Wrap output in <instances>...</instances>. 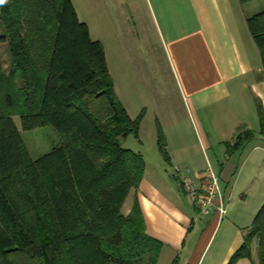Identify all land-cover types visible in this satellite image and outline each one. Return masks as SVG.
I'll return each instance as SVG.
<instances>
[{
    "label": "trees",
    "instance_id": "obj_1",
    "mask_svg": "<svg viewBox=\"0 0 264 264\" xmlns=\"http://www.w3.org/2000/svg\"><path fill=\"white\" fill-rule=\"evenodd\" d=\"M0 6V45L8 42L10 52L8 68L0 58V264L158 263L163 243L147 234L138 201L122 213L146 161L121 138L139 136L142 115L133 119L124 108L103 43L92 38L72 0ZM247 24L264 63V10ZM259 110L264 136L261 104ZM17 115L24 129L52 125L61 144L34 159ZM236 130L231 152L256 136L244 125ZM157 133L169 157L160 124ZM261 207L229 264L252 259L255 239L264 264Z\"/></svg>",
    "mask_w": 264,
    "mask_h": 264
},
{
    "label": "crops",
    "instance_id": "obj_2",
    "mask_svg": "<svg viewBox=\"0 0 264 264\" xmlns=\"http://www.w3.org/2000/svg\"><path fill=\"white\" fill-rule=\"evenodd\" d=\"M105 1L72 0L92 38L103 43L110 67L113 46L119 80L113 82L124 108L132 118L143 116L140 131L148 117L155 133L161 125L169 155L159 141L151 163L141 152L145 175L122 213L138 201L147 234L163 243L156 264H229L250 217L264 205V63L247 24L264 10V0H109V7ZM243 125L256 136L231 152ZM210 167L220 178L225 214H202L185 184L190 180L204 192ZM226 215L232 218L218 238ZM205 216L211 219L199 222Z\"/></svg>",
    "mask_w": 264,
    "mask_h": 264
},
{
    "label": "rangeland",
    "instance_id": "obj_3",
    "mask_svg": "<svg viewBox=\"0 0 264 264\" xmlns=\"http://www.w3.org/2000/svg\"><path fill=\"white\" fill-rule=\"evenodd\" d=\"M106 2H107L108 7L111 6L110 5L111 3L109 2V0L105 1V3ZM79 4H77V5H78L79 11H80L81 5H79ZM0 9H1V6H0ZM2 29H3L2 22L0 20V30H2ZM106 31L108 32V30H106ZM1 33H2V31L0 32V35H1ZM5 46L6 45H4L0 48V58L2 59V61L4 63L8 62V57H7L6 53L4 52ZM108 47H109V52H110L109 56L111 58V67L109 66L108 69H110V72L114 77V80L117 77V81H119L118 80V70L113 68L115 66V65H113L114 59L111 56L113 54V49H112L113 46L112 45L110 46V44H108ZM9 56H10V52H9ZM108 65H109V63H108ZM135 80H134V84H135V88H137L136 90H138V94L139 93L143 94L144 92L141 90L142 85L139 84V82L137 84V81H135ZM130 90H131V86H130ZM131 94H134V92H132ZM140 103H143V102H140ZM140 116L137 115L133 119L140 118ZM141 119H143V116L141 117ZM14 120H15V123L18 126V128L21 130L22 137L24 139L26 147L28 148L31 156L34 159H38L39 157L43 156L44 154L52 151L53 148L59 146L62 142V139H61L59 132L52 125L37 127L34 129H24L23 121H22V118L20 116H18V115L15 116ZM155 131H156L155 120H153L151 117H148L147 119H145L142 131H140L139 136L131 134V135H128L127 137H122L121 143H122L123 147L132 149L136 152L145 153L148 157L147 159H149V163H151L152 162L151 158L153 157V153H155V152L157 153V150H158V146H157L158 135H157V133H155ZM133 198L134 197L131 196L130 199L127 200L126 205L123 208L122 212L127 211L128 207L130 206V204L134 200ZM259 209H260V207H259ZM259 209L257 210V212L252 214L250 219L255 218ZM230 218H232V217L229 215H226L221 221H219L221 230L219 231V234H217L218 238L223 236L222 234H223L224 229H225L226 225L228 224L229 220H231ZM210 219L211 218H209L208 216H205V217H203V219H200L199 222L207 223ZM247 219L244 220V223H246V225H247V223H249ZM237 221H239L241 223V225L243 224L240 220H237ZM251 223H252V221L250 222V224ZM201 232H202V230H201ZM258 246H259V239H255L253 242V245H251V247H252V259H250V260L248 258L241 259V260H244L245 264H260V260H259L260 259V250H259Z\"/></svg>",
    "mask_w": 264,
    "mask_h": 264
},
{
    "label": "built area",
    "instance_id": "obj_4",
    "mask_svg": "<svg viewBox=\"0 0 264 264\" xmlns=\"http://www.w3.org/2000/svg\"><path fill=\"white\" fill-rule=\"evenodd\" d=\"M211 169V167L208 168L209 178L204 192L200 193L196 185L190 180H186L185 184L189 190L191 199L197 204L202 214H210L215 209L221 214H225L227 212V206L222 195L223 191L220 178Z\"/></svg>",
    "mask_w": 264,
    "mask_h": 264
},
{
    "label": "snow or ice",
    "instance_id": "obj_5",
    "mask_svg": "<svg viewBox=\"0 0 264 264\" xmlns=\"http://www.w3.org/2000/svg\"><path fill=\"white\" fill-rule=\"evenodd\" d=\"M0 3H3V0H0Z\"/></svg>",
    "mask_w": 264,
    "mask_h": 264
},
{
    "label": "clouds",
    "instance_id": "obj_6",
    "mask_svg": "<svg viewBox=\"0 0 264 264\" xmlns=\"http://www.w3.org/2000/svg\"><path fill=\"white\" fill-rule=\"evenodd\" d=\"M3 2H4V0H3Z\"/></svg>",
    "mask_w": 264,
    "mask_h": 264
}]
</instances>
